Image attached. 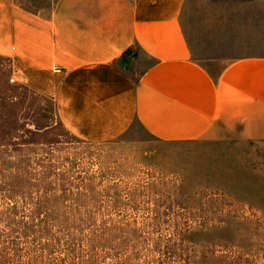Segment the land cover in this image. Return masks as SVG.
I'll use <instances>...</instances> for the list:
<instances>
[{
    "label": "rangeland",
    "instance_id": "1",
    "mask_svg": "<svg viewBox=\"0 0 264 264\" xmlns=\"http://www.w3.org/2000/svg\"><path fill=\"white\" fill-rule=\"evenodd\" d=\"M243 16L187 0L181 21L201 59L264 53ZM13 75L0 55V264H264V140L168 142L139 123L84 140Z\"/></svg>",
    "mask_w": 264,
    "mask_h": 264
},
{
    "label": "crops",
    "instance_id": "2",
    "mask_svg": "<svg viewBox=\"0 0 264 264\" xmlns=\"http://www.w3.org/2000/svg\"><path fill=\"white\" fill-rule=\"evenodd\" d=\"M186 2L0 0V55L84 140L135 123L168 142L264 140V53L197 57L181 21ZM234 5L255 29L244 42L261 43L264 0Z\"/></svg>",
    "mask_w": 264,
    "mask_h": 264
}]
</instances>
